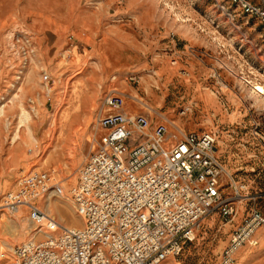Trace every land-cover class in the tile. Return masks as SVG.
I'll use <instances>...</instances> for the list:
<instances>
[{
    "label": "rangeland",
    "instance_id": "obj_1",
    "mask_svg": "<svg viewBox=\"0 0 264 264\" xmlns=\"http://www.w3.org/2000/svg\"><path fill=\"white\" fill-rule=\"evenodd\" d=\"M256 86L264 90V31L254 18L230 21L210 0H0V196L27 172L50 173L63 195L45 194L34 207L80 227L68 190L100 135L103 96L120 94L125 112L168 135L214 134L221 195L234 216L210 214L163 263L217 264L246 213L264 215V96ZM37 229L24 208L0 212V264L14 246L40 240ZM260 232L233 264H264Z\"/></svg>",
    "mask_w": 264,
    "mask_h": 264
},
{
    "label": "built area",
    "instance_id": "obj_2",
    "mask_svg": "<svg viewBox=\"0 0 264 264\" xmlns=\"http://www.w3.org/2000/svg\"><path fill=\"white\" fill-rule=\"evenodd\" d=\"M210 1L230 21L235 15L254 18L264 31V0ZM41 79L48 82L46 75ZM101 106L95 120L100 135L68 190L80 227L62 226L36 210L37 199L61 196L62 190L50 173L27 172L0 196V212L26 209L41 239L14 246L6 264H162L181 253L210 214L234 216L221 195L224 170L214 134L169 137L163 124L125 113L120 94L107 93ZM260 230L264 215L249 210L217 264H233L240 248L255 247Z\"/></svg>",
    "mask_w": 264,
    "mask_h": 264
},
{
    "label": "bare ground",
    "instance_id": "obj_3",
    "mask_svg": "<svg viewBox=\"0 0 264 264\" xmlns=\"http://www.w3.org/2000/svg\"><path fill=\"white\" fill-rule=\"evenodd\" d=\"M254 92H256V94H258V95H262V96H264V90H263V88L260 87V86H256V87L254 88ZM2 108H4V106H2ZM123 111L125 112L124 107H123ZM100 112H102V110H100ZM0 113H1V108H0ZM125 113H127V112H125ZM130 115H132V114H130ZM176 134H182V131H178V132H176ZM168 136H169V137H173V138L176 137L175 134H169ZM62 195H63V194H62ZM50 197H52V195H51V193H48V195H47L46 198H45V201H46L47 199H50ZM59 197H61V196H59ZM61 203H62V202H61ZM62 204H63V203H62ZM62 204H60V202L57 203L56 201L53 202V203H51L53 210H55L56 212H60L61 209H63ZM19 210H20V209L16 210V212L19 211ZM74 219H75V218H74ZM75 220H76V219H75ZM258 232H259V231H257V233H258ZM35 234H37V233H35ZM162 264H164V263H162Z\"/></svg>",
    "mask_w": 264,
    "mask_h": 264
},
{
    "label": "crops",
    "instance_id": "obj_4",
    "mask_svg": "<svg viewBox=\"0 0 264 264\" xmlns=\"http://www.w3.org/2000/svg\"><path fill=\"white\" fill-rule=\"evenodd\" d=\"M262 232V231H261ZM261 232L259 231L258 233L256 232L255 233V238L257 239V245H258V242H259V240H260V234H261ZM256 245V246H257Z\"/></svg>",
    "mask_w": 264,
    "mask_h": 264
}]
</instances>
